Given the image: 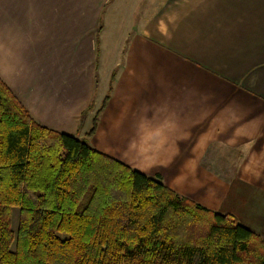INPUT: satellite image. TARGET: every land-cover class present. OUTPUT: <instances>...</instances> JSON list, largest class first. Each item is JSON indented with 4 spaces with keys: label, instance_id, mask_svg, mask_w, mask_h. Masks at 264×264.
<instances>
[{
    "label": "crops",
    "instance_id": "1",
    "mask_svg": "<svg viewBox=\"0 0 264 264\" xmlns=\"http://www.w3.org/2000/svg\"><path fill=\"white\" fill-rule=\"evenodd\" d=\"M112 75L88 143L264 238V0H0L39 124L84 138Z\"/></svg>",
    "mask_w": 264,
    "mask_h": 264
},
{
    "label": "trees",
    "instance_id": "2",
    "mask_svg": "<svg viewBox=\"0 0 264 264\" xmlns=\"http://www.w3.org/2000/svg\"><path fill=\"white\" fill-rule=\"evenodd\" d=\"M112 82L78 138L39 124L0 78V264H264V238L234 216L88 143Z\"/></svg>",
    "mask_w": 264,
    "mask_h": 264
},
{
    "label": "rangeland",
    "instance_id": "3",
    "mask_svg": "<svg viewBox=\"0 0 264 264\" xmlns=\"http://www.w3.org/2000/svg\"><path fill=\"white\" fill-rule=\"evenodd\" d=\"M119 6H120V10L124 12V10H122V8H125V7L121 6L120 4H119ZM128 15H131V10L130 9H129ZM115 17H116V11L114 13V18ZM119 23H121V20H120ZM17 216H18V209L15 207V208L12 209V216H11L12 228H14V229L17 226ZM13 248H14V246H12V249Z\"/></svg>",
    "mask_w": 264,
    "mask_h": 264
}]
</instances>
